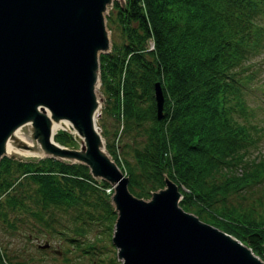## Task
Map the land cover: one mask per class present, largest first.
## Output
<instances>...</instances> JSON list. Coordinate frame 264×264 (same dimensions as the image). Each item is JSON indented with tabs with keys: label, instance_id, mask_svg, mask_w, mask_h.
I'll return each instance as SVG.
<instances>
[{
	"label": "trees",
	"instance_id": "1",
	"mask_svg": "<svg viewBox=\"0 0 264 264\" xmlns=\"http://www.w3.org/2000/svg\"><path fill=\"white\" fill-rule=\"evenodd\" d=\"M111 7L125 40L98 53L99 74L109 80L121 128H138L140 138L130 161L119 159L112 143L105 145L127 175L128 189L147 196L167 175L179 188L182 208L233 234L264 260V220L252 218L238 199L264 180V152L248 156L253 138L233 115L244 106L240 94L251 76L248 58L263 44L264 0H112ZM154 80L162 91L158 118ZM53 138L63 144L73 139L62 129ZM13 180L24 191V180L35 183L32 196L50 210L69 206L78 214L85 195H104L103 217L111 227L115 211L104 190L107 182H96L82 162L2 155L0 192L14 186ZM5 195L0 204L26 208L22 196ZM30 213L46 224L40 209ZM0 214L5 215L2 207ZM6 259L0 249V264H14Z\"/></svg>",
	"mask_w": 264,
	"mask_h": 264
},
{
	"label": "water",
	"instance_id": "2",
	"mask_svg": "<svg viewBox=\"0 0 264 264\" xmlns=\"http://www.w3.org/2000/svg\"><path fill=\"white\" fill-rule=\"evenodd\" d=\"M110 2L0 0V155L12 128L29 120L43 153L82 162L90 175L109 181L117 264H264L237 237L182 208L167 175L148 197L132 193L127 175L104 150L93 84L98 53L109 46L102 10ZM71 84L80 87L79 96L61 90ZM152 95L158 118V80ZM61 116L80 137L78 148L52 138L51 120Z\"/></svg>",
	"mask_w": 264,
	"mask_h": 264
},
{
	"label": "rangeland",
	"instance_id": "3",
	"mask_svg": "<svg viewBox=\"0 0 264 264\" xmlns=\"http://www.w3.org/2000/svg\"><path fill=\"white\" fill-rule=\"evenodd\" d=\"M117 1L123 2V0ZM111 4V2L107 3L102 10L109 39V46L104 50L105 52L110 51L112 41L120 43L125 40V34L116 22ZM248 60L250 67L246 71H251L249 73L251 76L250 79L245 80L247 83L245 82L240 94L244 106L238 107V110L235 109L233 115L236 120L248 126L253 143L247 147V154L252 156L264 152V40L262 46ZM95 71L97 76L95 77L94 93L97 107L94 122L100 133L103 148L112 158L105 145L112 143L118 158L130 161L132 160L131 149L140 138L139 130L134 127H130L128 130L121 128V119H118L117 115L115 116V101L108 88L109 80L102 81L99 74L98 56ZM115 79L116 76L110 81V86H115ZM20 126V131L25 137L33 140L30 127L24 123ZM60 129L69 132L73 138L70 144L65 145L77 148L80 146V137L73 134L68 127H59L54 130L53 134ZM21 145L22 148H25L23 144ZM2 155L20 161H37L40 158L51 156L43 152L41 154L17 152L8 154L4 151L0 156ZM60 159L66 162H79L66 157ZM119 169L125 174L123 169L120 167ZM92 177L95 178V181L105 180L98 176ZM8 178L14 179L12 176H8ZM105 181L107 185L104 190L107 191V199L110 202L113 186L109 181ZM24 182L27 183L28 188L21 186L26 191L20 190L15 185L16 181L13 180L14 186L0 192V197L6 196L5 194H13L14 198L22 196V200L26 204L25 209L16 206L12 210L9 207L11 206L9 202L2 201L0 204V207L5 211V215L0 214V249L4 257L7 258L6 260L14 264H110L120 261L116 256V247L110 238L114 219L109 227L108 220L103 217L106 196L100 194L94 196L92 193L82 195L83 199H87V201L82 203L78 214H75L76 212L69 206L65 210L58 208L50 210V208L41 207L35 196H32L35 183L26 180ZM163 185L164 182L161 186ZM247 189H249L248 193L238 197V199L243 198L241 205L243 208L246 207L244 210L248 211L252 218L264 220V180L257 181ZM150 191L147 196L143 197H148ZM180 198L179 194L178 204ZM37 209H40L41 217L46 221V224L39 222L36 215L30 213ZM200 219L204 220L203 217Z\"/></svg>",
	"mask_w": 264,
	"mask_h": 264
},
{
	"label": "bare ground",
	"instance_id": "4",
	"mask_svg": "<svg viewBox=\"0 0 264 264\" xmlns=\"http://www.w3.org/2000/svg\"><path fill=\"white\" fill-rule=\"evenodd\" d=\"M92 33H93V29H92L91 34ZM69 35H71V33ZM94 84H95V82H94ZM94 84H93V88H94ZM79 88L80 87L71 84V86H65L61 90L65 93L69 94L70 96L72 95L74 97L75 95L79 96L78 95L79 91H80ZM84 101H86V100L84 99ZM75 111H77V110H75ZM22 123H24L25 125H27L31 129V124H30L29 120L23 121V122L19 123L18 125H15L12 128V130L9 132V134L6 136V138L4 139V146H3L4 152L8 153V154H11L13 152L24 153V154H41L43 151H42L41 147L39 146V143L37 142V140L35 138L33 140L26 138L25 135L22 133V131H20V128H21L20 124H22ZM69 124H70L69 121L65 117L61 116L59 118L51 120V129L55 130L59 127L64 126V127H68V129L73 134H76V132L72 129V127ZM19 141H21L23 143H20ZM21 144H23L25 148H22Z\"/></svg>",
	"mask_w": 264,
	"mask_h": 264
},
{
	"label": "built area",
	"instance_id": "5",
	"mask_svg": "<svg viewBox=\"0 0 264 264\" xmlns=\"http://www.w3.org/2000/svg\"><path fill=\"white\" fill-rule=\"evenodd\" d=\"M149 46H151V42H149Z\"/></svg>",
	"mask_w": 264,
	"mask_h": 264
}]
</instances>
